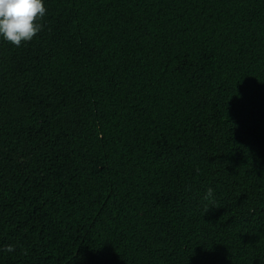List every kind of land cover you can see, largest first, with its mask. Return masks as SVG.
Segmentation results:
<instances>
[{"label": "trees", "instance_id": "1", "mask_svg": "<svg viewBox=\"0 0 264 264\" xmlns=\"http://www.w3.org/2000/svg\"><path fill=\"white\" fill-rule=\"evenodd\" d=\"M44 5L0 37V264H264V0Z\"/></svg>", "mask_w": 264, "mask_h": 264}, {"label": "clouds", "instance_id": "2", "mask_svg": "<svg viewBox=\"0 0 264 264\" xmlns=\"http://www.w3.org/2000/svg\"><path fill=\"white\" fill-rule=\"evenodd\" d=\"M44 0H0V37L19 47L23 42L31 41L43 28L46 15ZM213 196V189L206 190L205 199ZM209 207H205L207 212ZM4 251H14L8 245Z\"/></svg>", "mask_w": 264, "mask_h": 264}]
</instances>
